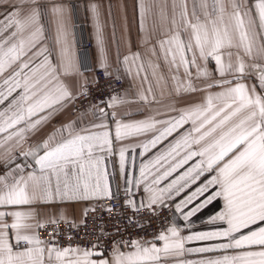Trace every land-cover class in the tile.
<instances>
[{
  "label": "snow or ice",
  "instance_id": "1",
  "mask_svg": "<svg viewBox=\"0 0 264 264\" xmlns=\"http://www.w3.org/2000/svg\"><path fill=\"white\" fill-rule=\"evenodd\" d=\"M45 7L41 0H0V8L5 9L0 18V149L7 168L0 174V264H160L161 254L175 258V264H264V0H228L227 4L213 0L215 18L205 12L203 22L199 17L195 22L189 19L186 4L178 6L175 0L171 19L163 7L160 9L161 29L166 23L172 25L157 41L173 74L171 95L180 99L185 93L200 91L195 82L203 78L209 91L200 103L179 108L170 103L164 112L156 110L146 119L124 122L122 118L117 120L115 111L105 110L124 102L113 95L101 101L105 108L90 106L100 123H84L89 112L84 110L42 142L16 151L54 115L76 108L81 98L89 96V82H81L83 72L67 48L62 47L59 57H53L42 43L40 20ZM90 7L104 53L99 6ZM139 9L144 33L141 41L147 45L151 33L145 30L144 21L149 9L143 3ZM51 11L62 27L67 8L54 4ZM192 15L195 17V11ZM224 49L229 51L225 53ZM155 50L154 45L151 51ZM245 57L255 62L246 63ZM210 58L215 61L219 78L209 74L206 63H200ZM139 59L140 53L130 49L122 60L117 54V62L127 66L129 75L132 65H136L137 75L143 70V64H136ZM100 66L106 76L112 75L106 55ZM181 68L183 78L179 75ZM253 75L257 83L248 84ZM214 87L221 91L211 92ZM139 99L147 105L158 103L154 95L150 98L143 92ZM108 120L116 122L115 141L121 142L118 150L110 124L105 123ZM139 136L145 137L139 144L123 143L125 138ZM137 148L144 158L138 176L131 170L134 156L129 155ZM117 155L118 161L113 163ZM109 163L112 171L108 170ZM117 174L123 178L121 207L135 209V215L141 218V207L152 215L171 209L182 222L190 223V218L222 197L224 207L210 217V222L226 226L183 236L174 222L167 228L168 234L162 231L156 237L163 241L162 247L122 239L89 241L90 248L58 247L56 235H62L63 230L55 226L67 222L65 214L58 211L41 219L33 205L88 202L82 209L83 219L71 225L88 227L85 221L95 219L96 204L112 212L113 206L103 201L115 200L119 194L120 184L113 189L110 180ZM22 206L29 210H16ZM9 217L13 220L10 224ZM45 224L51 225L56 234L47 241L41 240L37 231ZM92 227L96 229L92 235L111 234L107 228ZM114 228L119 234V227ZM214 239L224 242L185 249L186 241ZM107 243L114 245L110 257L105 255ZM129 244L134 251L121 250L122 245ZM216 250H236V254L208 260L180 259L186 251Z\"/></svg>",
  "mask_w": 264,
  "mask_h": 264
},
{
  "label": "crops",
  "instance_id": "2",
  "mask_svg": "<svg viewBox=\"0 0 264 264\" xmlns=\"http://www.w3.org/2000/svg\"><path fill=\"white\" fill-rule=\"evenodd\" d=\"M3 2L7 3L8 0H3ZM173 2L174 0H41V3L46 6L42 9L40 20V24L43 27L42 43L49 49L53 57H59L61 48L66 47L68 54L83 72L81 82H83V79H87L88 82H92L95 79L93 68H102L100 65L106 55L108 71L117 76L120 75V77L124 79L125 88L123 92L117 96L124 102L116 104L114 109L112 107L105 108L104 106H100L99 108H105L108 113L115 111L117 113V120H120L121 118L124 122L143 120L149 116L155 115L156 110H160L161 112L166 111L165 106L170 103H175L178 108L190 104H197L201 102L202 98L207 94V91H209L205 87L204 79L202 78L195 82L201 89L196 93H185L180 99L171 95L174 86V81L171 78L173 74L169 71L168 64L164 59V54L157 43V41L163 37L164 31L172 27L171 24L166 23L164 29H161L160 9L163 7L168 18L171 19L173 14ZM212 2L213 0H175V3L178 6L186 4L188 17L193 22H195L196 17H199L203 22L206 19L205 12L210 14V18H215V16L212 15ZM224 2L227 4L228 0H224ZM141 3L149 9L144 21L145 30L151 33V39L147 45L141 41V36L144 34L140 29L139 5ZM249 3H254V0H249ZM54 4H62L67 8L66 17L62 27L59 25L58 16L51 11ZM92 4L99 6V27L104 39V53L101 52L100 45L97 41V20L90 7ZM203 4H206L207 7H203ZM193 11H195V17L192 15ZM4 12L5 9L0 8V18L3 17ZM178 12L179 7H177L176 20L177 23L180 24ZM76 17L86 23V32L84 33L83 31H80L82 34H86L88 39L92 42V47L88 53L80 54L77 50V30L74 26V20ZM154 45L156 46L155 53L151 51ZM129 49L131 52L140 53V59L136 61V64H143L144 67L139 75L136 74V65H132V74L129 75L126 72L127 66L123 63L117 62V54L119 53L120 59L122 60L123 55L128 54ZM223 51L226 53L229 49H224ZM231 51H235V49H231ZM188 55L190 57L191 53H188ZM226 58L227 57L225 56V59ZM233 59H235V57H233ZM245 61L246 63L255 62L251 57H245ZM200 63H206L209 74L215 78H219L214 59L210 58L207 62L200 61ZM191 71L195 73V67H193ZM179 75L183 78V68H181ZM145 76H147V80L144 79ZM257 79L258 78L253 75L248 79L247 83H257ZM149 88H151V93L148 92ZM210 91L215 93L221 91V89L219 87H214ZM141 92L145 95H149L150 98L154 95L158 103H152L150 105L142 103L139 99V94ZM84 110H89L84 123H87L88 120H95L96 123L101 122L92 115L90 108ZM84 110H77V108L69 107L63 112H58L49 122L43 124L39 131L31 134L26 142L22 144V147L16 149V151L27 150L29 146L34 145L37 142H42L44 139L48 138V136L52 135L61 125L79 117ZM105 123L110 124V132L114 141V147L118 150L121 142L115 141L116 122L108 120L105 121ZM144 139L145 137L143 136L128 137L125 138L123 143L135 145L141 143ZM139 151L140 149L137 148L135 153L129 154L130 156H134V163L131 166V170L137 176L139 175V164L144 159L139 156ZM2 156L3 149H0V163L5 166ZM116 161H118V155L112 158L113 163ZM20 162V160H17V163ZM108 170L112 171V163L108 164ZM6 171L7 168L5 167L4 173ZM110 180L112 184L115 183L117 185L119 183L121 186L120 189L123 190V178L119 174L113 177V180L110 177ZM224 203L222 197L217 198V200L213 201L211 205L202 209L194 217L190 218V223L182 222V217L179 214H176L173 217V223L175 222L180 226L182 230L181 235L183 236L190 235L193 232L214 231L217 227L226 226L219 221L215 223L210 222V217L221 211L224 207ZM87 206L88 202L57 203L52 205L41 204L39 206L33 205V207H36L39 218L41 219L49 214H55L59 211L65 214L66 221H71L76 224L83 219L82 209ZM16 210L28 211L29 209L28 206H22ZM7 222L9 224L12 223V218L9 217ZM30 222L34 223V221ZM165 234H168L167 231H165ZM139 242H141L143 246L148 247H150L152 243H155L157 247L163 246V241L156 242L151 240ZM218 242L224 241L222 239L186 241L185 249L211 247ZM121 250L128 252L134 251L135 248L131 246L125 249L121 248ZM235 254L236 250H216L207 253L186 251L180 259L192 261L202 259L208 260L216 259L223 255ZM105 255L110 257L111 253H105ZM160 264H175V258L165 257L161 254Z\"/></svg>",
  "mask_w": 264,
  "mask_h": 264
},
{
  "label": "built area",
  "instance_id": "3",
  "mask_svg": "<svg viewBox=\"0 0 264 264\" xmlns=\"http://www.w3.org/2000/svg\"><path fill=\"white\" fill-rule=\"evenodd\" d=\"M74 26L77 30V50L80 54L90 52L92 47V42L86 34V23L81 21L79 18H75ZM81 30V31H80ZM92 68V67H91ZM95 79L88 83V98H81L77 102V110H84L90 108V106H104L101 101L109 100L113 95L119 96L124 88V79L120 75L111 73V76H106L103 68H93ZM98 78V79H97ZM5 171V166L0 163V174ZM113 180V177H111ZM113 189L116 188V184H112ZM124 199V192L120 189L119 194L116 196L115 200L106 199L103 201L105 205L113 206L112 212H105L96 204V217L95 219H86V224L88 227H72L71 225L76 224L74 222H60L55 227L63 230L62 235H56L53 231L51 225L45 224L44 227L38 229L39 238L43 241L51 240L54 235H56V243L58 247H66L71 245V247L80 248H90L91 245L89 241L95 242L99 239L101 242L105 241H156L159 233L166 231L173 223V213L171 209L164 210L155 215L149 214L148 209L141 207L139 209L141 216L135 215V209L133 208H122L121 202ZM89 216L93 214L89 212ZM103 221V223H101ZM79 224V223H78ZM98 225L100 228H107L110 230L111 234H105L103 236L92 235L96 229L93 225ZM115 226L119 227V234L115 231ZM23 243V242H22ZM106 254L111 253L114 245L113 243H107ZM128 246H121V248H129ZM99 250V249H98Z\"/></svg>",
  "mask_w": 264,
  "mask_h": 264
}]
</instances>
